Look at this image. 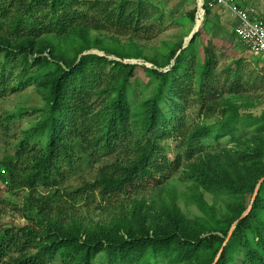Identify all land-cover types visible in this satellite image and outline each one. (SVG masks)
Masks as SVG:
<instances>
[{
  "label": "trees",
  "instance_id": "16d2710c",
  "mask_svg": "<svg viewBox=\"0 0 264 264\" xmlns=\"http://www.w3.org/2000/svg\"><path fill=\"white\" fill-rule=\"evenodd\" d=\"M210 2L203 22L219 10ZM159 16L151 0H0V105L28 87L43 101L14 154L0 161L8 192L27 191L19 211L28 222L0 227V264H264V109L241 113L255 106L236 95L241 63L218 92L210 42L197 66L189 52L203 26L187 47L179 42L160 58L101 34L139 36ZM193 79L203 119L188 125L185 84ZM224 139L232 146L215 150ZM162 140L177 141L171 155ZM94 165L92 181L67 184ZM180 169L176 191L167 183ZM154 188L149 202L130 200L106 222L75 218L78 198L110 203Z\"/></svg>",
  "mask_w": 264,
  "mask_h": 264
},
{
  "label": "rangeland",
  "instance_id": "374dc122",
  "mask_svg": "<svg viewBox=\"0 0 264 264\" xmlns=\"http://www.w3.org/2000/svg\"><path fill=\"white\" fill-rule=\"evenodd\" d=\"M152 3L160 10V16L148 24V31L141 33L139 36L116 35L114 33H101L107 38L115 37L126 45L133 42L144 51V54L149 57H158L167 53V49L177 43H182V48L188 46L191 33L196 28H202L200 37L196 38L189 52H192L193 66H197L203 54L204 46L210 42L211 50L215 59L213 68L212 83L218 92L226 91L231 77L227 76L232 63L238 60L242 68V81L239 84L237 94L239 97L249 101L255 105L247 109H242L241 113H251L258 116L264 109V56L254 55L245 49L244 46L234 36V23L230 15L221 9L213 11L214 13L204 21V11L202 12L203 0H151ZM256 3V4H255ZM198 8H200L199 12ZM258 13V18L264 21V0H254L252 4ZM196 9L195 20L191 22L188 18V13ZM197 15V16H196ZM198 29V30H199ZM115 35V36H113ZM90 53L100 54L96 51ZM190 54H187V59H190ZM125 63L146 65L142 60H127ZM227 78V82H226ZM142 79L137 88V96L142 95ZM186 87L192 89L187 96V105L184 108L183 116L186 118L187 124L192 125L200 122L203 119V112L199 111L196 94L193 91L197 87L195 79L187 82ZM227 97V94H223ZM196 97V98H195ZM228 98V97H227ZM43 107V101L33 87H28L24 91L9 95L1 101L0 105V161L7 155H13L14 149L23 135V132L29 128L33 121L38 118L36 110ZM19 110L27 111V114L22 115L19 119L6 121L8 115L17 113ZM218 115L214 116L207 123H213L218 119ZM158 134V133H156ZM158 137V136H155ZM174 140H162L160 145L165 149L168 155H171L172 149L178 145ZM222 146L230 147L226 139L218 145L213 144V148L219 149ZM171 159V156H169ZM98 165L82 168L75 175L68 178L67 184L72 188L80 187L84 182H90L95 176ZM180 169L176 175L172 176L167 185L176 191L182 190ZM160 188V187H159ZM158 188V189H159ZM153 190L145 192L131 190L130 197H119L115 201L101 202L96 195L94 198H78L75 205V218L83 223L106 222L113 216L119 213L120 208L126 206L129 208L130 200H145L149 202ZM27 191L20 190L15 194L8 192L4 184L0 183V227H20L27 225L28 222L21 216ZM84 199V200H83ZM179 206L182 211L189 216L199 215L197 210L191 206L186 207L183 201H179ZM96 264H105V260H98Z\"/></svg>",
  "mask_w": 264,
  "mask_h": 264
},
{
  "label": "built area",
  "instance_id": "2783aa9c",
  "mask_svg": "<svg viewBox=\"0 0 264 264\" xmlns=\"http://www.w3.org/2000/svg\"><path fill=\"white\" fill-rule=\"evenodd\" d=\"M208 7L226 11L233 19L234 36L240 44L250 53L264 56V21L254 8L242 9L236 0H211Z\"/></svg>",
  "mask_w": 264,
  "mask_h": 264
},
{
  "label": "crops",
  "instance_id": "0c3cea01",
  "mask_svg": "<svg viewBox=\"0 0 264 264\" xmlns=\"http://www.w3.org/2000/svg\"><path fill=\"white\" fill-rule=\"evenodd\" d=\"M254 0H236V3L238 4V6L242 9H249L252 8V4H253ZM256 4V3H255ZM221 9H219L218 11H220ZM257 12V11H256ZM258 15V13H257ZM234 25V24H233Z\"/></svg>",
  "mask_w": 264,
  "mask_h": 264
},
{
  "label": "water",
  "instance_id": "95a60500",
  "mask_svg": "<svg viewBox=\"0 0 264 264\" xmlns=\"http://www.w3.org/2000/svg\"><path fill=\"white\" fill-rule=\"evenodd\" d=\"M202 12H203V9H202ZM198 29L199 28H196L192 33H191V36H190V38H189V40H191V38L194 36V34L198 31ZM146 66V65H145ZM147 67H150V66H147ZM261 183V181L258 183V185H257V188H256V191H257V189H258V186H259V184ZM250 208V207H249ZM248 212V211H247ZM247 212L243 215V216H245L246 214H247Z\"/></svg>",
  "mask_w": 264,
  "mask_h": 264
}]
</instances>
